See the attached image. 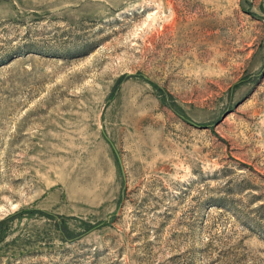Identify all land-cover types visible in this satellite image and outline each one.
I'll return each instance as SVG.
<instances>
[{"label": "rangeland", "instance_id": "obj_1", "mask_svg": "<svg viewBox=\"0 0 264 264\" xmlns=\"http://www.w3.org/2000/svg\"><path fill=\"white\" fill-rule=\"evenodd\" d=\"M0 264H264V0H0Z\"/></svg>", "mask_w": 264, "mask_h": 264}, {"label": "water", "instance_id": "obj_2", "mask_svg": "<svg viewBox=\"0 0 264 264\" xmlns=\"http://www.w3.org/2000/svg\"><path fill=\"white\" fill-rule=\"evenodd\" d=\"M128 76H130V74H128ZM118 157H119V156H118ZM119 161H120V165H121V168H122V172H124V166H123V164H122V161H121L120 157H119Z\"/></svg>", "mask_w": 264, "mask_h": 264}]
</instances>
